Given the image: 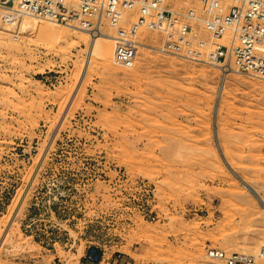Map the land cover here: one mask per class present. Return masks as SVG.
Listing matches in <instances>:
<instances>
[{
  "label": "rangeland",
  "instance_id": "rangeland-1",
  "mask_svg": "<svg viewBox=\"0 0 264 264\" xmlns=\"http://www.w3.org/2000/svg\"><path fill=\"white\" fill-rule=\"evenodd\" d=\"M166 6L206 59L222 40L197 21L198 0ZM1 24L0 264H79L91 249L129 264H221L207 248L256 264L264 210L245 185L264 198V80L165 54L157 31L139 32L124 69L112 38L49 43Z\"/></svg>",
  "mask_w": 264,
  "mask_h": 264
},
{
  "label": "built area",
  "instance_id": "built-area-1",
  "mask_svg": "<svg viewBox=\"0 0 264 264\" xmlns=\"http://www.w3.org/2000/svg\"><path fill=\"white\" fill-rule=\"evenodd\" d=\"M0 9L8 17L30 16L61 26L95 31L96 22L105 20L114 32L112 63L130 69L141 44L137 41L143 29L164 35L162 52L192 62L208 61L223 71L230 69L248 77L264 80V0H198L197 21L215 40L210 55H204L186 24L166 6V0H0ZM136 16L127 20V14ZM189 16H195L193 11ZM204 63V62H203ZM150 196L151 191L145 189ZM146 212V211H145ZM143 217L156 220L157 215ZM206 257L221 264H255L254 257L239 252L225 253L207 248ZM264 256V254H262ZM88 264H129L120 257L103 260L102 254L91 249L84 257Z\"/></svg>",
  "mask_w": 264,
  "mask_h": 264
},
{
  "label": "bare ground",
  "instance_id": "bare-ground-1",
  "mask_svg": "<svg viewBox=\"0 0 264 264\" xmlns=\"http://www.w3.org/2000/svg\"><path fill=\"white\" fill-rule=\"evenodd\" d=\"M21 17H22V19L18 21L17 19L21 18ZM18 18L17 17H12V18L8 17V12L0 9V21L2 23L1 24L2 28L7 29V30L8 29L11 30L12 28H14L17 25L22 30L31 29L32 31H35L36 34L39 35V37H42L45 41L46 40L49 41V43H60V42L65 43V42L69 41V43L72 45L81 43V44H84L86 47H94L95 44H97V42H96V39L90 37L91 35H94L97 38H102L105 40H110L111 38L112 39L114 38V35L110 34V31L108 29L110 27L107 23L106 24H107L108 28L106 26H104V27L101 26V24L104 22L103 20L96 22V24L93 28V29H95V31L92 33L90 31L91 29L81 28V27H78L76 25H73L72 27L76 28L79 31L74 32V31H72L71 28H69L67 26H61V25H57V24L56 25L54 24V26H53V25H51L52 23L50 25L47 23H46L47 25L44 23L41 25L40 24L38 25L36 23V19H34L33 17H30V16H20ZM131 18H133V16H131ZM80 30H82V31H80ZM14 37L15 36H13L12 38L15 39ZM16 39H17V37H16ZM212 50H213V48L211 47L210 50H208L207 54L210 55L212 53ZM160 51H162L161 48H160ZM203 62H205V61H203ZM227 70H230V69H227ZM245 188L247 189V191L250 194L255 196V198L258 200L260 207L262 208V210H264V198H262L253 189V187H251L250 184L246 183ZM259 253L261 254V256L259 255V257H257L256 264H264V256H262V254H264V248H261V250H259Z\"/></svg>",
  "mask_w": 264,
  "mask_h": 264
},
{
  "label": "crops",
  "instance_id": "crops-1",
  "mask_svg": "<svg viewBox=\"0 0 264 264\" xmlns=\"http://www.w3.org/2000/svg\"><path fill=\"white\" fill-rule=\"evenodd\" d=\"M79 264H88L85 260H79Z\"/></svg>",
  "mask_w": 264,
  "mask_h": 264
}]
</instances>
